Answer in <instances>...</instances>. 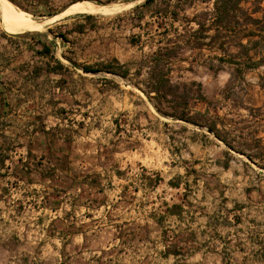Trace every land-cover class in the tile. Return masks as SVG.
<instances>
[{"label": "crops", "instance_id": "crops-1", "mask_svg": "<svg viewBox=\"0 0 264 264\" xmlns=\"http://www.w3.org/2000/svg\"><path fill=\"white\" fill-rule=\"evenodd\" d=\"M16 39L0 36L3 264H264L262 105L191 103L189 115L219 139L159 114L136 87L155 116L133 142L121 124L110 128L108 112L97 124L70 119L15 88L12 72L28 78L39 56L47 67L53 59ZM169 121L196 132L171 136Z\"/></svg>", "mask_w": 264, "mask_h": 264}, {"label": "rangeland", "instance_id": "rangeland-1", "mask_svg": "<svg viewBox=\"0 0 264 264\" xmlns=\"http://www.w3.org/2000/svg\"><path fill=\"white\" fill-rule=\"evenodd\" d=\"M82 1L111 10L84 12L93 15L90 19L83 17L80 12L66 13L45 24L42 30H12L0 20V36L8 34L12 36V40H17L16 38L32 39L33 37L35 43H45L53 57L49 66L57 71L55 73L46 72V69L49 68V66H45L47 60L39 56L34 63L38 71L32 72V76L27 78L25 75L12 72L10 78L12 82L16 83L15 88L20 87L23 93H28L29 99L33 98L38 104L46 106V109L54 106L60 107L65 110L66 116L70 119L88 117L89 120H94L93 123L97 124L101 113L108 112L110 128L113 129L112 126H115L117 122L123 126L121 128L124 129L125 137L130 135L133 142H138L137 137L143 136L142 134L148 132L146 128L149 129L145 118L149 115L153 120L155 115L149 105L145 103L144 95L134 85L135 82H139L143 78V76L137 78L133 75L136 64L162 44L161 39L164 36L176 40L178 33L175 29L179 34L184 33L186 26L182 20L185 16L191 17L210 6L194 1V5L187 9L185 14H181V20L174 22L173 25L170 24L169 18L158 20L150 16L148 12L144 13L140 21L135 20L134 15L128 11L142 0L129 2L120 0H53L51 10L57 12L55 14L57 15L69 5ZM107 1L106 4L98 3ZM14 6L22 10L16 5ZM25 13L35 21L50 18L47 17L46 10L42 8L32 12L33 14ZM190 27L195 28V25L191 23ZM61 35L64 36V39ZM40 47L38 44V48ZM208 54H199L197 51H185L179 54L172 60L175 70L173 80L201 83L207 102L199 103L206 106H220L224 103L260 104L262 106L255 114H263L264 118V89L257 85L258 71L248 72L244 76L243 83L234 80L236 86L239 85L232 91L225 90L229 78L226 70L213 73L198 65H194L192 72L188 70L189 62L200 61ZM29 55L30 52H23L22 58ZM114 60L129 68L128 78L124 79L103 70L88 72L82 69L83 66L100 68L108 64H115ZM59 64L63 67L60 68ZM223 113L225 112L221 111V114ZM233 113L235 112L233 111ZM225 117L234 121L241 120L234 115ZM135 118L138 119L136 122L144 124L143 128L146 130L140 131L133 127ZM169 122L167 132L171 136L184 137L196 132L193 126L185 127L182 123ZM161 129L163 130L164 127ZM157 130H160L158 124ZM235 130H237V126H235ZM125 139L127 141V138ZM237 142L242 143V140L239 139ZM3 209L0 207V215L3 214L1 213ZM5 227L4 217H0V231H4ZM4 241V239H0V249L3 247ZM0 257V264H3L4 252Z\"/></svg>", "mask_w": 264, "mask_h": 264}, {"label": "trees", "instance_id": "trees-1", "mask_svg": "<svg viewBox=\"0 0 264 264\" xmlns=\"http://www.w3.org/2000/svg\"><path fill=\"white\" fill-rule=\"evenodd\" d=\"M8 1L29 13L39 8L46 10L47 17L57 13L51 10L53 0ZM194 1L208 4L210 8L203 9L191 17L185 16L182 20L186 26L184 33L178 34L176 40L164 36L161 39L162 44L136 64L133 75L139 78L143 74V78L134 85L144 93L159 114L202 125L220 139L213 125L200 124L197 118L189 115L191 103L207 102V98L202 93L200 83L172 80V60L185 51L209 53L200 61L190 62L188 70L193 71L194 65L213 73L226 70L229 79L224 89L232 91L239 85L236 86L234 80L243 83L246 72L260 69L258 84L264 88V0H142L128 12L134 15L135 20L140 21L144 13L148 12L158 20L169 18L170 24L173 25L181 20V14H185L186 10L194 5ZM98 3L106 4L108 1ZM81 15L87 19L93 16L86 13ZM191 23L195 28L190 27ZM61 37L64 39L63 35ZM38 43L41 47L35 50L36 53L52 59L49 47L45 43ZM114 63L100 68L83 66L82 69L90 72L103 70L124 79L128 78L129 68L116 60ZM59 67L63 66L59 64ZM225 144L233 149L226 141ZM248 158L251 160L249 156Z\"/></svg>", "mask_w": 264, "mask_h": 264}, {"label": "bare ground", "instance_id": "bare-ground-1", "mask_svg": "<svg viewBox=\"0 0 264 264\" xmlns=\"http://www.w3.org/2000/svg\"><path fill=\"white\" fill-rule=\"evenodd\" d=\"M123 7V6H122ZM111 10L104 7H96L90 2L82 1L76 2L69 5L63 12L60 14L54 15L49 19L43 21H35L32 17L25 13L24 11L17 9L10 1L0 0V20L1 22L12 30H42L44 25L58 18L60 15L71 13V12H80L84 13L87 11L99 12Z\"/></svg>", "mask_w": 264, "mask_h": 264}]
</instances>
